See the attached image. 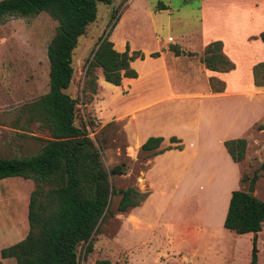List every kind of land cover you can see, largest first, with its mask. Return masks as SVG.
Masks as SVG:
<instances>
[{"label":"rangeland","instance_id":"obj_1","mask_svg":"<svg viewBox=\"0 0 264 264\" xmlns=\"http://www.w3.org/2000/svg\"><path fill=\"white\" fill-rule=\"evenodd\" d=\"M227 3L225 0L96 3L95 20L77 39L66 93L76 99L75 123L97 147L103 168L108 171L115 165L124 167L123 174H108L111 189L131 186L148 195L136 207L119 212L115 209L118 196L111 194L106 212L90 237V251L86 252L87 241L76 246L77 264H249L253 245L256 264H264V222L255 235L236 234L219 223L226 188L246 192L249 179L256 175L254 196L264 200V167H261L264 128L255 131L259 126L256 123L253 130H248L249 117L264 122V113L259 109L261 95H199L206 86V78L198 72L203 44L213 36L236 42L246 34L250 40L256 37L255 29L264 25L262 11L230 15L227 14L230 8L224 6ZM160 4L167 8L157 10ZM112 14L117 17L109 34L114 49L118 51L127 43L129 49L143 54L158 50L163 53L157 59L134 60L141 78L134 83L124 81L119 87L104 82L100 69L93 68L95 86L91 92L84 74L86 59L97 37L108 29ZM212 21L219 24L212 28ZM55 26L56 22L44 12L7 16L0 23L1 156L34 154L49 137L37 121H28L22 108L47 91L45 48ZM170 44L184 54L173 57L166 51ZM222 45L221 42V48ZM238 52L241 60L251 56L242 47ZM244 68L242 65V78ZM169 82V95L178 97L163 99L136 114L138 106L165 96ZM227 83L229 89L247 85L240 75ZM198 108L218 110L221 119L228 111L234 112V135L247 134L249 139L246 157L237 164L223 159L216 135L211 133L213 122L208 119L199 124V134L205 132L206 139L186 141L187 156L182 165L187 163V170L181 177L172 170L171 160L153 158L140 151L135 139L140 141L147 133L157 136L154 135L157 130H166L165 134L181 132L182 125L188 126L189 121L194 124L192 119H196ZM168 117L174 121L171 126L164 124ZM167 145L174 146L167 141L162 146ZM193 152L195 155L191 157ZM33 186L32 180L21 177L0 179V247L16 243L24 236L26 202ZM1 264H15V260L5 258Z\"/></svg>","mask_w":264,"mask_h":264},{"label":"trees","instance_id":"obj_2","mask_svg":"<svg viewBox=\"0 0 264 264\" xmlns=\"http://www.w3.org/2000/svg\"><path fill=\"white\" fill-rule=\"evenodd\" d=\"M98 2L110 4L111 0H0V23L7 16L25 17L39 12L56 22L45 48L47 91L22 108L28 114V121H37L49 137L34 154L0 156V179L21 177L34 183L28 194L25 236L0 249V258L12 257L15 264H77L76 246L87 241L86 252L90 251V237L106 212L111 194L118 196L115 209L119 212L137 206L148 194L131 186L111 189L108 174H123L124 167L119 164L108 171L103 168L97 147L75 123L76 99L65 92L72 78L77 39L95 20ZM166 8L163 4L156 6L157 10ZM110 18L108 29L97 37L86 59L84 74L91 92L95 86L93 68L100 69L105 82L119 85L123 77H136L130 62L144 57L140 50L129 49L127 43L122 51L114 49L109 34L117 17L112 14ZM257 37L264 44V28ZM167 49L174 56L184 54L174 44ZM148 56L157 57L158 52ZM200 61L213 71L226 72L233 68L222 53L219 40L205 45ZM251 77L254 85H264V61L252 66ZM214 82L218 85L214 86ZM208 83L216 92L223 90V83L217 79L210 77ZM162 140L159 136H149L139 149L149 156L171 148L181 149L180 140L173 136L168 142L174 146L160 147ZM223 146L232 161L243 159L244 138L224 140ZM242 179L243 176L240 182ZM263 221L264 200L240 189L230 191L222 221L225 229L255 235Z\"/></svg>","mask_w":264,"mask_h":264},{"label":"crops","instance_id":"obj_3","mask_svg":"<svg viewBox=\"0 0 264 264\" xmlns=\"http://www.w3.org/2000/svg\"><path fill=\"white\" fill-rule=\"evenodd\" d=\"M225 1H228V3L225 4L224 6L230 8L229 9L230 12L229 11L227 12V14H230V15L233 12L240 14V13L246 12V11H249L248 12L249 14L250 13H257L259 11H262L264 13V0H225ZM201 4H202V2H201ZM202 7H203V5H202ZM215 7L217 8L218 5H216ZM214 10L215 9H213L212 11H214ZM198 11H200V13H201L202 8L200 10L198 9ZM212 22H213V23H211V27L212 28H214V26L219 24V22H215V21H212ZM226 26L229 29L232 28V25L230 27L229 24H226ZM263 28H264V25L259 26V28L255 29V32L253 33V35L256 36V37L253 38V39H250V40L247 39L248 36L246 34L241 39H238V40L236 39L237 40L236 42H235V40L232 41V42H228L227 40H225V38H223L221 36H213V37H211V39L209 38L210 40H207V42H205L203 44V45H206L207 43H209L211 41H214V40L221 41L222 44H223L222 48H221V51L225 50V49H229L230 50V51H227V53L222 51V53L233 64V68L228 70L227 72H219V71L209 70V69L205 68V66L202 63H200V69H202V71L199 69L198 72L203 73L204 80L206 78V80H205L206 86H205V88L203 90V93H200L199 95H201L202 97H207V96H209V97L215 96L216 97V96L225 95V94H227V95H243V96L247 95V96H251V97L254 96V95H256V96L257 95H261V98H260L261 99V108H259V109H260L261 113H264V85H261V86L254 85L253 82H252V77H251V68H252V66L254 64L258 63V62H263L264 61V44L257 37L258 33ZM227 42L229 44V47L227 45ZM239 45H242V46H239ZM113 47H114V45H113ZM236 47H239V49H237ZM240 47L244 48L245 50H249V52H251V56L247 60H241V59L238 58V56H239V52L238 51L240 50ZM123 48H120L118 51H122ZM166 51L169 52L170 54H172V52L169 51L168 49ZM156 52H158V56L157 57L148 56V54L151 53V52H149L148 54L147 53L143 54L144 55L143 59L146 58V57L147 58L157 59V58L162 56L161 54L163 52L161 50H158ZM180 56H182V55H178V56H174L173 55V57H176V58H178ZM143 59H138V60H143ZM134 60H136V59H134ZM134 60L130 62V66L136 72V77L135 78L123 77L121 79V81H120V84H122L124 81H129L130 83H134V82H136L137 80H139L141 78V74L134 67ZM242 65H244V67H245L244 68V73H243V78H242V75H241L242 74V72H241ZM236 75H240L241 80L244 79V81H246L247 85H242V86H239L237 88L229 89L227 82H228L229 79H232ZM100 77H102L101 74H100ZM210 77H212L214 79H218L219 81L220 80L223 81V82L221 81L222 83H224L223 84L224 87H223L222 91L216 92L213 89H211V87L209 86V83H208V78H210ZM119 85H113L112 87H119ZM169 86H170V82L167 83L168 92L164 93L165 96L160 97L158 99H154L153 101H149L148 103H145V104H142V105L138 106L139 110L136 112V114H138L142 110H144L145 107H149V106H151V104L159 102V101H161L163 99H169L170 97L171 98H176V96L178 97L179 95H173V94L169 95V91H171ZM65 92H66V90H65ZM72 98H74V97H72ZM228 109H230V108H228ZM219 113H220V111L215 110V109H211V108H207V109L206 108H198L196 113H195L196 119L195 120L192 119L194 121V124L191 125V122L189 121L188 122V126L182 125L181 129L183 131L177 132V133L176 132H167L165 134L164 132L166 130L165 131L157 130L156 134H154V135L162 137V139H163L161 141V143H160V147H164L162 145L165 143V141L168 142V138L170 136H173L176 139L180 140L179 143L181 144V149L178 150V149L171 148V149H168V150H164L163 152H161V153H159L157 155H154L153 158H158L159 157L161 159H167V160L169 159V160H171V162H174L173 166L171 168H172V170L175 171V173L179 172V174H180L179 176L181 177L183 175V173L187 170V163H185L184 166L182 165L183 160L187 156V152H186V144L187 143H186V141H188L190 143H195L199 139L205 140L206 139V135L204 134L205 132H203L202 136H200V134H199V126H200L199 124H200V121H202L203 119H208L209 121L213 122V126L211 128V133L216 135V143L218 144L219 151H220V154H221L222 158L225 159L226 161H230L232 164H237V162L232 161V159L230 158V156L226 152V150H225V148L223 146V141L227 140V139L244 138L245 139L244 157H246V151H247V146L249 144V139L247 137V134L245 136L243 134L242 135H237V136L234 135V129H235V123H234L235 114H234V112L231 114V110L228 111L226 117H223L222 119L220 118ZM256 123H259V126H257L258 130H255V131H262V128H264V122L262 121V119L261 118L252 119V117H249V120H248V130H253L252 127ZM164 124L166 126H171L172 124H174V121H173V119L168 117V118H166L164 120ZM176 128H178V127H176ZM195 130H196V132H194ZM134 131H135V128H134ZM191 133H194V134H191ZM149 134L150 133L142 135L140 141L138 139H135V141L137 142V145H140L147 137H149L148 136ZM209 135L210 134H207V137ZM4 143H5L4 146L8 145V143H6V142H4ZM194 155H195V153L193 152L191 157L194 156ZM22 156H24V155H21V156H19V155H11V156H7V157H22ZM25 156H28V155H25ZM1 157H5V156H1ZM153 158H152V160H153ZM178 163H179V165H178ZM144 175H145V171H144ZM146 179H147V177H146ZM239 182H238V184H239ZM231 190H234V189L226 188V190H225V199H224V203H223L222 212H221V214L219 216V223L223 221V217H224V214H225V211H226L228 198H229ZM254 194H255V185H253V193H252V195H254ZM27 200H28V198H27ZM26 208H27V202H26ZM25 218H26V213H25ZM263 222L261 223V228L263 226L262 225ZM26 231H27V221H26ZM26 231H25V234H26ZM260 231H261V229H260ZM260 231H258L256 234H258ZM25 234H24V236H25ZM247 234H250V233H247ZM1 248H4V246L0 247V249ZM6 258H9V257H6ZM4 259L5 258H0V264H1V262Z\"/></svg>","mask_w":264,"mask_h":264},{"label":"water","instance_id":"obj_4","mask_svg":"<svg viewBox=\"0 0 264 264\" xmlns=\"http://www.w3.org/2000/svg\"><path fill=\"white\" fill-rule=\"evenodd\" d=\"M255 180H256V175H253L249 179L246 193H248V194H252L253 193V185H254ZM249 264H256V254H255V246L254 245L251 248L250 263Z\"/></svg>","mask_w":264,"mask_h":264}]
</instances>
